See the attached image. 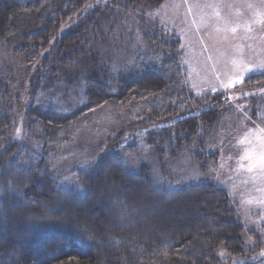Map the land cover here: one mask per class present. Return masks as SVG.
Masks as SVG:
<instances>
[{
	"label": "trees",
	"instance_id": "trees-1",
	"mask_svg": "<svg viewBox=\"0 0 264 264\" xmlns=\"http://www.w3.org/2000/svg\"><path fill=\"white\" fill-rule=\"evenodd\" d=\"M85 1L0 0V42L13 33L14 18L29 15L34 28L41 27L26 36L19 49L29 66L39 58L56 26ZM163 1L122 0L127 12ZM147 37L154 41L149 43L150 53L116 77L109 78L105 68L92 66L83 103L71 112L44 107L37 100L39 93L48 96L56 81V66L44 61L45 67L35 72L34 95L24 112L26 132H37L42 141L37 152L8 141L9 105L15 102V94L11 78H0V264H230L237 259L258 264L246 259L258 249L243 247V227L222 189L195 184L170 191L154 186L143 170L129 173L121 161L122 135L110 138L93 163L77 174L83 193L60 188L53 177L70 127L80 115L85 118L99 106L118 112L135 105L141 108L144 122L175 121L145 135L159 157L181 151L195 134L196 120L209 125L219 114L220 105L212 99V106L201 114L186 116L190 108L203 107L205 99L195 97L186 84L178 41L161 29ZM61 38L65 45L71 36ZM63 49H57L56 61L63 58ZM106 177L110 179L107 192L100 195ZM145 190L153 196H145ZM81 201L83 205L78 204ZM105 203H114L115 208L101 215L95 205ZM201 205L211 207L213 219L201 211ZM54 207L58 210H51ZM63 216L67 218L61 223ZM115 216L124 221H115ZM44 217L49 224L26 223L28 218ZM221 247L228 252V260L217 257Z\"/></svg>",
	"mask_w": 264,
	"mask_h": 264
},
{
	"label": "rangeland",
	"instance_id": "rangeland-1",
	"mask_svg": "<svg viewBox=\"0 0 264 264\" xmlns=\"http://www.w3.org/2000/svg\"><path fill=\"white\" fill-rule=\"evenodd\" d=\"M131 10L126 11L122 0H86L56 26L42 45L39 58L29 66L19 49L23 39L41 27L34 28L26 14L13 19V33L0 42V78H11L15 94V102L9 105L12 121L8 141L32 152L42 146L37 132H26L24 112L34 95L35 72L45 67V60L56 66V81L48 96L39 93L37 100L44 107L71 112L83 103L92 66L105 68L107 76L114 78L150 53L149 43L154 41L149 42L147 34L165 30L178 41L186 84L195 97L205 99L203 107L190 108L186 116L201 114L212 106V99L220 105L219 114L209 125L196 120L195 134L182 150L173 157L167 153L159 157L145 135L175 121L144 122L141 108L135 105L118 112L99 106L85 118V114L80 115L70 127L53 177L60 188L83 193L77 174L93 163L110 138L122 135L121 161L129 173L143 170L154 186L170 191L195 184L222 189L243 227V247L258 249L246 259L264 264L260 256L264 252V0H164L156 6L140 5ZM69 35L71 39L64 45L61 37ZM61 48L64 56L56 61V51ZM104 182L100 195L107 192L109 177ZM144 194L153 196L147 190ZM95 206L101 215L109 207L115 208L114 203ZM199 208L214 218L211 207ZM44 210L49 213L45 205ZM4 218L8 221L9 217ZM113 219L124 221L122 216ZM29 221L49 224L45 217L28 218L26 223ZM217 257L225 261L229 254L221 247Z\"/></svg>",
	"mask_w": 264,
	"mask_h": 264
},
{
	"label": "snow or ice",
	"instance_id": "snow-or-ice-1",
	"mask_svg": "<svg viewBox=\"0 0 264 264\" xmlns=\"http://www.w3.org/2000/svg\"><path fill=\"white\" fill-rule=\"evenodd\" d=\"M262 162H264V160H262ZM260 256H261V258H264V252H262V253L260 254Z\"/></svg>",
	"mask_w": 264,
	"mask_h": 264
}]
</instances>
